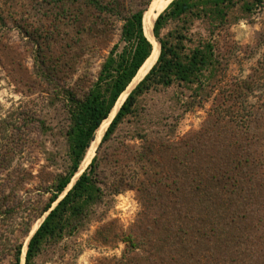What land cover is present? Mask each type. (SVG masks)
<instances>
[{
  "label": "rangeland",
  "instance_id": "1",
  "mask_svg": "<svg viewBox=\"0 0 264 264\" xmlns=\"http://www.w3.org/2000/svg\"><path fill=\"white\" fill-rule=\"evenodd\" d=\"M151 1L0 0V264H16L19 246L25 264L50 212L42 210L70 167L76 100L98 81L111 52L125 51L126 19ZM247 1L237 0L215 37L210 25L220 15L163 26L161 36H185V54L213 43V69L201 81L144 92L103 141L115 114L67 189L96 158L95 200L43 238L32 264H159L157 249L169 248L162 228L166 220L180 225L177 212L187 216L184 264H264V0L251 13L241 9ZM239 157L246 159L236 174L239 196L229 202L215 191L223 204L209 215L193 207L190 184L230 170Z\"/></svg>",
  "mask_w": 264,
  "mask_h": 264
},
{
  "label": "trees",
  "instance_id": "2",
  "mask_svg": "<svg viewBox=\"0 0 264 264\" xmlns=\"http://www.w3.org/2000/svg\"><path fill=\"white\" fill-rule=\"evenodd\" d=\"M252 1L244 2L241 9L251 13L255 11L258 5L263 3V0ZM237 4H239L237 0H173L158 15L153 28L154 36L161 45L158 60L144 79L130 92L108 127L103 141H106L114 133L117 126L127 115L133 113L138 97L144 92L158 85H171L175 81L186 83L201 81L198 80L199 77L204 76V72L210 67L213 69L215 65V47L213 43H200L193 49L191 54H185L183 44L185 36L174 32L161 36L160 31L163 26L170 21L182 19L187 15L197 17L220 15L222 21L220 23L212 22L210 25L211 35L215 37L222 33L228 23L229 9L236 7ZM148 9H139L126 19L122 31V39L126 43L125 49H123L125 51L116 54L113 50L102 67L98 81L93 84L83 99L76 100L79 111L75 126L71 131L70 167L58 179L54 195L42 210L43 214L50 212L28 243L25 264H32L31 261L40 251L42 240L46 235L62 231L68 217L78 215L87 204L93 203V200H95L97 182L92 170L96 158L93 159L89 169L87 168L77 178L72 187L69 190L67 189L72 183L73 177L78 173L80 164L91 142L95 139L98 128L104 120L109 118L118 98L151 55L153 44L144 31V15ZM245 160L242 157L235 159V165L233 164L234 166L232 165L230 170L227 171L218 168L216 175L209 176L206 181L197 182V180H194L190 184V191L196 195L190 202L192 206L197 207L199 210L202 208V211L206 212L207 215L219 210L223 204L221 196L215 193L219 190H222L223 194L227 196V201L235 200V197L239 196L237 195L238 191L242 190L240 188L241 176L236 174L243 168ZM251 160L252 163L256 162L254 159ZM62 195L64 196L62 197ZM176 215L178 217L175 220L180 225L177 226L176 223H173L174 219H172L170 221L166 220L168 225L162 228L160 242L166 244L169 248L167 252L164 247L157 249L156 254L159 256V264H184L180 253L186 250L185 242L189 236L183 225L187 216L182 217L180 212H177ZM237 215L236 212L232 214L230 217V219L233 217L232 222ZM126 240L129 245H138V240L132 234H129ZM21 249V246L17 248L16 264H20ZM166 253L170 257L169 260L161 257ZM194 263L201 264L199 261Z\"/></svg>",
  "mask_w": 264,
  "mask_h": 264
},
{
  "label": "bare ground",
  "instance_id": "3",
  "mask_svg": "<svg viewBox=\"0 0 264 264\" xmlns=\"http://www.w3.org/2000/svg\"><path fill=\"white\" fill-rule=\"evenodd\" d=\"M173 0H153L149 9L146 11L144 15V31L148 39L152 42L153 44V50L151 52V55L147 58V60L144 62V64L141 66V68L138 70L136 76L132 80L131 84L127 88L125 92L122 93L120 98L117 100L115 106L113 107L110 116L108 119H106L98 128L96 132L95 139L93 140L90 148L88 149L86 156L82 162V169L87 167L92 158L95 155L96 149L102 140V137L105 133V130L109 126L112 118L115 116V114L118 112L119 108L121 107L122 103L124 100L127 98V95L129 91L135 86V84L139 83L145 76L146 74L150 71V69L154 66L156 63L159 54H160V47L153 36V26H154V21L158 17V15L167 8V6L172 2ZM77 177V176H75ZM75 182V181H74ZM36 228V227H35ZM34 228V229H35ZM25 252V251H24Z\"/></svg>",
  "mask_w": 264,
  "mask_h": 264
}]
</instances>
